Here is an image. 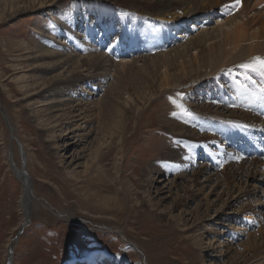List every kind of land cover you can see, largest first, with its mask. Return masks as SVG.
Listing matches in <instances>:
<instances>
[{"label":"rangeland","instance_id":"374dc122","mask_svg":"<svg viewBox=\"0 0 264 264\" xmlns=\"http://www.w3.org/2000/svg\"><path fill=\"white\" fill-rule=\"evenodd\" d=\"M4 1L10 2V0H0V105L8 122L14 126L15 130L14 134L11 133L14 139H11L10 132L0 113V264H6L8 261L10 243L13 245L11 264H87V260L93 256H96L94 264H142L143 261L133 250L136 248L135 244L142 247L148 264H232L233 260L235 262L238 252L244 251L243 247L246 245L244 243H247L249 234L260 228L256 224L257 216H243L244 212L241 213L237 209L243 210L244 208L240 207L247 203L251 206L255 205L257 197L250 196L240 203H234V209L242 215L238 214L232 217L233 219L229 216L219 217L222 210L226 208V205L225 208L221 206L227 202L225 201L227 196L230 198L229 200L233 201L234 196L239 195L240 186L242 190L246 188L251 190L253 186H256V190H261L264 189V184L249 178L250 187H247L241 179L234 176L233 182L230 180V183L233 184H231L232 194L230 196L221 195L219 201L214 200L215 195L208 193L211 187L209 184L194 196V199L187 197L186 203L185 201L181 205H175V203L179 197V201L182 200L185 189L189 185L186 179L191 177L194 169L206 166L209 172L223 171L224 164L221 163L222 158L220 157L222 152L230 153L232 149L249 160H264L262 156L264 153L258 155L259 158L247 156L249 150L245 145L246 140L245 142L241 140L244 136L243 129L240 128L242 126L224 124L227 127L221 131L219 129L223 124L220 122L204 124L202 119L197 120L196 122H199L198 124L201 126L194 128L198 131L197 134L200 135L201 142L192 145L191 142H187V139L163 133L160 126L164 112H170L176 108L178 111L173 113H178L185 118H195V112L189 110L191 108L186 107L182 101L173 99L172 96H165V99L170 102H163V96H161L154 104L148 107L147 104L142 105L138 111H134L131 115L129 130L124 132L127 141L122 153L117 154L118 133L114 131L115 133L111 134L110 129H105L104 132L103 128H99L102 110L97 101L102 97L105 100L108 97L114 98L112 93L115 88H111V86L113 87L115 82H121L130 87L132 84L137 85L147 81V77L145 82L140 75L133 77L134 70L120 74L118 68H114L117 61H121L122 58L129 60L132 59V55H141L129 51L127 45L131 43L134 47L137 46L139 42L136 40L141 37L139 34L137 35L139 37L134 38L136 40L133 39L131 42H129V37L124 39L121 36L125 29L120 18L121 14L125 13V7L136 6L133 4L135 2L130 1L128 4L120 1L115 7H112L107 1L102 0H90L93 2L87 5L80 1L77 3L75 0H46L50 5L59 4L58 7H55L57 9L51 8L54 13L63 9L67 10L70 7L72 10H76L77 15L75 13L71 15L74 17L72 19L74 24L70 30L73 33H78L81 31V24L83 28L88 25L93 30V35L85 41L88 43L84 44L85 47L95 48L97 45L99 51L113 62L112 68H114L110 71V74H113L106 77L105 80H100L99 77L97 81H94V84L98 86L95 92H91V87L87 83L81 85L83 89L78 86L80 90L84 91L85 96L87 95V100L91 104L90 111L87 113L88 126H90L87 129L88 135L86 140L74 141L65 147L60 146L56 152V144H58L56 140H63L69 135L60 136L58 135L61 134L59 130L54 133L56 138L53 137V134L45 133L44 122H41L39 118L44 114L41 111L44 106L43 99L33 92V87H30L29 91H24L25 83L33 79L34 69L42 61H34L29 58L28 52L30 49H34L35 44L43 42L41 33H39V28L43 24L48 27L47 29L43 25L46 30H50L54 35H59L60 40L64 41L62 45L65 44L69 49L81 52L80 55L84 56L86 48L83 50L80 47V43H83L81 40L80 43H75L70 39H64L63 33L61 34L60 29L53 22L54 20L44 19L47 17L40 15L39 8L24 11L18 0L13 3L17 7V12L12 17L6 16L3 12ZM103 2L107 4L106 7L109 10L118 9L119 13L115 15L119 16L118 19L106 15L97 19L96 13H100L103 9L106 10V7L102 9V6L105 5ZM259 3L260 1H258V6ZM217 8L218 6H216ZM85 9L87 15L81 14L80 11ZM107 12L109 11H106L105 14ZM137 14L142 15L134 12L133 17L137 18ZM57 15L58 13H55V16ZM216 17L218 16L215 15L208 20L202 19L201 23L196 24V27H192L188 31L183 27H178L177 30H170V33H176L175 39L182 42L186 37H180L181 34L193 36L200 31V26L204 23L207 27H214L219 22L215 20ZM152 22L144 25L150 27ZM160 23V21H156L158 26ZM188 23L190 20L184 26L191 27V24ZM164 24L165 26L169 25ZM149 43V39L145 38L143 47L147 48ZM173 43L171 41L170 46H173ZM148 53L146 51L143 54ZM233 67L218 70L213 76H208L209 74L204 71L188 75L182 80L183 85L178 88L179 91L181 90V97L188 96L193 99L199 95L198 92L203 91L201 87L207 89L208 85L214 86L216 82L224 85L225 80L221 79V75L224 73L228 75L243 74L239 67ZM100 71L102 72V70L94 72L100 73ZM54 73H46L44 78L48 79ZM84 74L86 73H78L77 76L84 77ZM150 81L148 80V83ZM244 90L245 88L239 94ZM184 92L186 93L184 94ZM206 96L207 94L204 95V97ZM115 98L118 101V106L124 107L126 102L129 106L128 93L120 92V95ZM6 104L10 105V109L5 106ZM177 105H182V108H178ZM185 109L190 115L185 113ZM212 109L217 108L214 106ZM190 118L187 124L192 127L194 124ZM136 125L137 127H135ZM213 125L215 130L212 129ZM213 132L214 135L217 133L214 139L206 140L204 135H213L210 134ZM222 133L225 134L226 140ZM230 136L233 139L231 141H229ZM53 140L54 144L56 142L55 145L52 144ZM164 140H169V143L172 144H181L184 147L183 151L186 149L190 154L200 151L197 154L198 158L185 171L184 178H178L174 166H170L176 159L170 162L171 159L170 163L168 162L160 168L166 170L163 177L153 184L147 183L149 167L157 161V149L163 148ZM233 142H235L234 146H232ZM99 144L101 145L100 150L98 155H95ZM250 145L253 146V144ZM10 153L14 165L16 164L18 167H21L24 156L27 160V171L37 197V208L30 216L24 215L25 211L20 206L23 190L11 170ZM160 154H163L162 150H159ZM157 166L158 164L152 168L157 169ZM203 178V176L199 177L198 181H203ZM196 189L197 187L193 191L194 194H197ZM191 193L188 192V194ZM206 196L208 200H206ZM212 200L215 203L214 206L208 204ZM205 209L208 212L204 214ZM215 209H221L218 212V217L214 214ZM258 209L264 211V206ZM41 210H44L45 213L42 214ZM188 212L191 213L188 214ZM204 215H206L205 219L195 222V218L198 216L202 218ZM255 217L256 219H254ZM75 218H80L83 222L79 223V220H75ZM216 218L223 219V221L220 222ZM22 223L24 225L21 228ZM207 226L216 227L217 230L222 226L221 230L225 233L220 239L231 240L234 237V244L239 243L240 248L237 247L236 251L229 250L228 253H223L226 251L223 247V249L215 248L216 243L213 245L212 242L214 236L207 232ZM19 230H21L20 233ZM13 239L15 240L13 241ZM120 259L126 263L119 262Z\"/></svg>","mask_w":264,"mask_h":264},{"label":"bare ground","instance_id":"6f19581e","mask_svg":"<svg viewBox=\"0 0 264 264\" xmlns=\"http://www.w3.org/2000/svg\"><path fill=\"white\" fill-rule=\"evenodd\" d=\"M17 1L18 0H10V2L4 1L3 12L6 16L12 17L17 12V7L13 5V3ZM75 1L77 3L80 1L84 5L93 2L90 0ZM102 1H107L112 7H115L120 1L128 4L130 1H132V3L135 2L133 4H136V6L130 5L129 8L125 7V13L121 14L122 16L120 18L122 19L124 24L123 27L125 28L122 31L121 36H123L124 39H126L125 37H129V42H131L134 38H138L139 36L137 35L139 34L141 37L137 40L134 39L136 42H139L137 43V46L134 47L131 43H128L127 45L129 51H133L134 54L140 53L141 55H132V59L129 60H123L122 58L121 61H117L114 68H118L120 74L134 70L133 73L135 74H132L133 77L140 75L144 82L147 77L145 83L137 85L132 84L130 87L121 82H115L113 87L111 86V88H115V91L112 93L114 98L108 97L105 100L102 97L97 101V104H100V109L102 110V113L100 114L101 122L99 128H103V131L105 129H110L111 134L114 131L118 133L116 140L119 144V147H117V154L122 153V149L126 144L127 138L125 137L126 135L124 136V132L126 133L129 130L131 125L129 124L130 118L134 111H138L142 105L147 104L148 107L149 105L154 104L155 101L161 98V96H163V102L169 101L165 99V96H172L173 99L182 101L186 107L191 108L189 110L195 112V118H185L178 113L173 115V112L176 110L178 111L176 108L172 109L170 112H164L163 118L161 119L162 125L160 126L163 133L181 139H187V142H191V144L194 145L201 142L200 135L197 134L198 131L194 128L201 126L198 124L199 122H196L197 120L200 121L202 119L204 124L220 122L223 124L220 126L221 129L218 127L221 131L232 124L234 126H242L240 128L243 129L242 134H244V136L241 139L243 142L246 140L248 145L258 143L254 146L253 150L249 152H252L257 158H259L258 155L264 153V77H261L256 73L246 74L243 69L239 68L243 71V74L239 73L237 74L238 76L235 74H222L221 79L225 80V84L222 85L223 83L220 84V82H216V85L214 86L208 85L209 88L207 89L201 87L203 88V91L198 92L199 97L197 96L192 99L187 96L182 98L181 90L179 91L178 89L183 85L182 80L188 75L204 71L206 74H209L208 76H213L218 70L220 71L221 69L230 66H234L233 68H235V66L247 62L251 57L259 55H263L261 57H264V0H240L239 7H231L234 0ZM252 1L254 2L251 3ZM258 1H260L259 6ZM19 4L24 11L29 9L36 10L39 8V10H41L40 15L47 17L44 19L49 18L50 20H54L53 22L56 23L61 34L63 33L62 36L64 39H70L71 42L75 43H80L79 41L81 40L83 43H80V47H82L83 50L86 48L84 50L86 53H83L84 56H82L80 55L81 52L79 53L76 50L69 49L65 44H63V46L62 43H64V41L60 40L59 35H54L50 30H46L43 27V24L39 28V33H41L40 35L42 36L41 39L43 42L35 44L34 49H30V52H28L29 58L34 59V61H42L36 65L37 68L34 69L33 79H30L25 83L24 91H29V88L33 87V92L42 97L44 106L41 111L44 112V114L39 116V118L41 122H44L45 133L53 134V137L55 138L56 135H54V133L56 130L60 131L61 134H58L60 136L66 134L69 135L68 137L63 138V140H56L58 144L60 143L58 145L55 142L57 152L60 146L65 147L74 141H81L87 138V129L90 127L88 126L87 113L90 111L91 104L87 100V95L85 96L84 91L80 90L78 86L81 87V85L83 86V84L85 85L87 83V85L91 87V92H95L98 89V86L94 84V81H97L99 77L100 80H105L106 77L112 75L113 73L110 74V71L111 69L114 70V68H112L113 62L99 51L100 49L97 45L95 48L91 46L85 47L84 44L87 43L85 41L93 35V30L88 27V25L83 28L81 24V31L78 33H73L70 30V27L74 24L72 20L74 17H71V15L74 13L77 15L76 10H72L70 7L67 10L63 9L60 12H55L58 13V15L55 16L52 9H57L55 7H58L59 4L50 5L46 0H19ZM226 5L229 7H225ZM106 6L107 4L105 3V5L102 6V9ZM216 6H218L217 9ZM217 10L218 12H216ZM106 11L109 12L105 14ZM134 12L142 15L137 14L138 17L134 18ZM80 13L83 15L86 14V9L80 11ZM118 13L117 8L109 10L106 7V10L103 9V11L98 14L96 13V15L97 19L104 17V15L118 19L119 16H115L118 15ZM215 15L218 16L215 20L219 22L214 27H207L204 23L200 26V31L193 36H190V34H181L180 37H186L182 42H178L177 38L175 39L174 36L177 35L176 33H170L172 29L177 30L178 27H183L184 30L186 29V31H188L192 27H196V24L201 23L203 20H208L210 17L213 18ZM220 18H222V20H220ZM189 20L190 23L188 24H191V27H185L184 25ZM156 21L161 22L159 26L156 24ZM139 22H142L143 24ZM149 22H152L150 27L144 25ZM164 23L169 25L165 26ZM44 26L46 27V24ZM46 28L48 29V27ZM146 28L147 30H145ZM163 32H166V34H163ZM145 38L150 41L147 48L143 47V40ZM171 41L174 42L173 46H170ZM146 51L147 53H151L143 54ZM98 70H102V72H94H97ZM50 72L55 73L51 74L48 79L44 78L45 74H49ZM84 72L86 73L84 74V77L77 76L78 73L81 74ZM235 76H237V79ZM148 80L151 81L148 83ZM243 88H245V90L239 94ZM120 92L128 93V101H130L129 106L127 105V102L124 103V107L118 106V101L115 97H118ZM185 93L186 92H184V94ZM203 93L207 94V96L204 97L205 94ZM200 94L203 95L200 96ZM203 101L206 103H202ZM5 106L10 109L9 104H6ZM214 106L217 109H212ZM189 118L194 124L192 127L187 124ZM135 127H137V125ZM212 129L215 130L214 125L212 126ZM14 130V126L10 124L9 131L14 134ZM210 134L213 135H202H204L206 140L212 141L217 133H215V135L214 132ZM223 137L226 140L225 134H223ZM231 140H233L232 136L229 137V141ZM246 142L245 145H247ZM52 144H54V140L52 141ZM234 145L235 142L232 143V146ZM100 147L101 145L99 144L95 155H98ZM182 148L184 147L181 144H172L169 143V140H164L163 148L157 149V161L149 167L150 170L146 182L153 184L156 180L162 178L166 173V170L160 168L166 165L171 159L170 162L176 159L170 166H174L178 178H184L186 174L185 171L193 165L194 161L198 158L197 154L200 151L190 154L186 149L183 151ZM159 150H162L163 154L159 155ZM230 151V153H221V163L224 164L222 172H209L208 167L206 166L194 169L191 173V177L186 179L189 185L185 189L182 200L179 201V197L175 205H181L184 201L186 203L185 199L187 197L194 199V196L198 195L199 192L202 189H205L209 184H211V187L208 193L215 195L216 198L214 200L219 201L221 195L230 196L232 194V183H230V180L233 182L234 176L241 179L247 187H250L248 184L249 178L264 184L263 159L249 160L248 158L239 155L238 152L232 151V149ZM9 155L12 157L11 153ZM214 157L216 158V156ZM12 164L14 165V162ZM12 164L10 163L11 170L16 177L23 171L26 173L25 178L29 179L28 181H26V179L20 181L23 190L22 194L28 187L27 184L29 185L28 189L31 188V190L27 191V194L22 196L20 206L25 211L24 215L30 216L32 215L33 210L37 208V197L35 195L32 180L27 171L26 157H23L21 167L16 166V164L13 167ZM157 164V169H153L152 167ZM251 168H254L255 170L252 171ZM202 176L204 177L203 181H198V178ZM195 187H197V194L193 193ZM129 192L132 191L129 190ZM188 192L192 193L188 194ZM238 192L239 195L236 197L234 196L233 201L229 200L230 198L228 196L225 198V201L227 202H224L221 207L225 208L226 205V208L222 210L220 216L218 212L221 211V209H215L214 214L216 217L229 216L232 218L238 214L242 215L241 213L244 212L243 216H257L256 224L260 226V228L249 234L247 243H244L246 244L243 247L245 248L244 251L238 252V257L235 258V262L233 260L232 264H264V211L263 209H258L259 207L264 206V189L256 190V186H253L251 187V190L247 188L242 190L240 186ZM130 194L132 195V193ZM250 196L257 197V203L255 205L251 206L247 203L246 205L241 206L240 208H244L243 210L237 209L238 211H241V213L234 209V203H240L243 200L248 199ZM206 200H208V198ZM208 204L214 206L215 203L212 200L211 202L209 201ZM226 209L229 211H225ZM41 212L42 214L45 213L44 210H41ZM205 212H208V210L205 209L203 213L205 214ZM190 213L191 212H188V214ZM208 216L209 214L207 213V217ZM205 218L206 215L202 218L198 216L195 218V222ZM254 219H256V217ZM75 220H79V223L83 222L80 218H75ZM216 220L220 222L223 221V219L220 220L217 218ZM220 228L222 229V226ZM206 229L207 232L214 236L212 242L213 245L216 243L215 248L220 247L219 249H221L223 247L226 249L223 253H228L229 250L236 251L237 247L240 248L241 245L239 243L234 244V237L232 238L233 240L222 239V241L220 238L224 236L223 234L225 232L221 229L217 230L216 227L212 226H207ZM135 247L136 248H133V250L136 251V254L141 258V261H143L142 264H148L142 247H139L136 244ZM95 261L96 256H93L90 257L86 263L94 264ZM119 262L126 263L122 259H120Z\"/></svg>","mask_w":264,"mask_h":264},{"label":"snow or ice","instance_id":"6c2138e0","mask_svg":"<svg viewBox=\"0 0 264 264\" xmlns=\"http://www.w3.org/2000/svg\"><path fill=\"white\" fill-rule=\"evenodd\" d=\"M239 5H240V0H234V3L231 5V7H239ZM225 7H229V6L226 5ZM237 67L243 69L246 74L256 73L261 77H264V57H260V56L251 57L247 62L241 63L237 65ZM173 103L175 102L173 101ZM177 107L182 108V105H177ZM184 111L186 114L190 115V113H187L186 109ZM173 115H175V113H173Z\"/></svg>","mask_w":264,"mask_h":264},{"label":"water","instance_id":"95a60500","mask_svg":"<svg viewBox=\"0 0 264 264\" xmlns=\"http://www.w3.org/2000/svg\"><path fill=\"white\" fill-rule=\"evenodd\" d=\"M0 113L2 114L3 119H4L5 123H6V126H7L8 130H9V122H8L7 116H6L5 112L3 111V108H2L1 105H0ZM9 132H10V131H9ZM10 137H11V139H14L13 136H12V134H11V132H10ZM9 161H10L11 164L13 163L11 156L9 157ZM12 166L14 167L13 164H12ZM14 169H15V168H14ZM16 175H17V174H16ZM25 177H26V173L22 171V172L20 173V175L17 176V179H18L19 182H20V181H23L24 179H26ZM28 180H29V179H26V181H28ZM27 186H28V187L26 188V190H24L23 195L27 194V191L31 190V188L28 189V188H29V185H28V184H27ZM23 225H24V223H22L21 228H22ZM20 231H21V230H19V233H20ZM14 240H15V239H13V241H14ZM12 251H13V245L10 243L9 250H8L9 257H8V261H7L6 264H11V263H12Z\"/></svg>","mask_w":264,"mask_h":264}]
</instances>
